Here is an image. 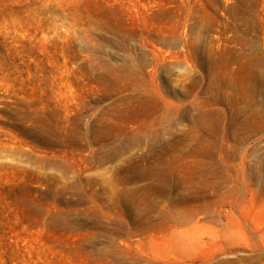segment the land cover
Segmentation results:
<instances>
[{"label":"rangeland","instance_id":"obj_1","mask_svg":"<svg viewBox=\"0 0 264 264\" xmlns=\"http://www.w3.org/2000/svg\"><path fill=\"white\" fill-rule=\"evenodd\" d=\"M0 264H264V0H0Z\"/></svg>","mask_w":264,"mask_h":264}]
</instances>
